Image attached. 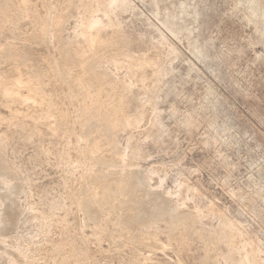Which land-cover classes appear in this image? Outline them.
<instances>
[{"label":"rangeland","instance_id":"1","mask_svg":"<svg viewBox=\"0 0 264 264\" xmlns=\"http://www.w3.org/2000/svg\"><path fill=\"white\" fill-rule=\"evenodd\" d=\"M24 2L47 25L55 16L65 22L53 37L46 32L43 37L32 27L33 13L13 25V15L1 14L6 18L0 23V91L16 78L27 87L40 83L44 100L34 109L50 101L56 113L51 120L60 121L68 134L52 137L39 122L33 131L29 118L24 131H12L15 120H10L24 108L9 109L0 100L6 119L0 135L9 141L0 151V222L11 217L12 223L0 224V252L18 258L19 249L31 264H48L50 257L54 264H76L78 258L83 264H247V252L256 256L254 264H264V0H116L109 17L101 13L107 0ZM90 14L103 15L105 30L79 36ZM9 27L25 41L14 43L19 56L6 60L1 57L13 43ZM90 40L96 45L88 50ZM70 42L76 53L68 51L62 60L59 48ZM72 55L87 65L98 55L115 56L117 63L103 61L90 74L72 63ZM133 61L147 66L129 72ZM149 63L160 66L158 75ZM102 75L112 77L114 88ZM98 99L99 111L92 117L83 113ZM111 106L135 127L107 139L98 131V118ZM42 117L45 113L35 120ZM90 149L92 162L99 160L98 178L68 174L59 162L68 154L67 166L73 168ZM117 156L124 167L102 164ZM104 180L111 186L107 193ZM117 188L126 190L130 208L116 206ZM79 199L82 211L73 206ZM190 214H197L195 228L202 234L186 225L168 231L171 222ZM36 215L45 220L35 221ZM64 215L66 227L58 223ZM227 222L232 241L223 235ZM0 264L8 262L0 258Z\"/></svg>","mask_w":264,"mask_h":264},{"label":"bare ground","instance_id":"2","mask_svg":"<svg viewBox=\"0 0 264 264\" xmlns=\"http://www.w3.org/2000/svg\"><path fill=\"white\" fill-rule=\"evenodd\" d=\"M98 1V0H97ZM116 0H107V4H106V6L105 7H103V11L101 12V13H103V15H104V17H109V8H110V6L115 2ZM98 3V2H97ZM23 4H25V2H24V0H0V11H1V13H0V23H1V19L2 18H6V17H2V13H4L3 14V16H7V15H9V14H11V15H13L14 17H15V19H14V21H12L11 22V25H13L14 23H18V22H20V20L22 19L23 20V17L25 16V15H27L28 16V13L27 12H29V14L30 13H33L34 15L32 16L31 14V16H32V18H33V24H34V26H32V27H35L36 28V31L41 35V36H43V37H45L44 36V34H45V32L46 33H48L49 34V36L51 37H53V35L56 33V32H60L61 31V28H62V26H63V24H64V22H65V18H57L56 16V18L55 17H53V19L52 20H50L51 22L49 23V25H47V24H45V23H43V21L42 20H40L39 19V17L34 13V9H32V10H34V11H32V10H30L29 8H25V7H23ZM28 5V4H27ZM35 5H37V4H35ZM34 5V6H35ZM84 9H86V6L84 5ZM52 13V12H51ZM56 14V13H55ZM54 14H52V16H53ZM103 15H102V17H99V16H95V15H93V14H90V15H87L84 19H83V21H82V23H81V33H80V35L79 36H85L84 35V33H86V32H88V31H91V30H93L94 32H96V34L97 35H99V34H101L102 33V31H103V29H104V22L102 21V18H103ZM13 16H11V18H13ZM48 16V15H47ZM51 16V15H50ZM10 18V19H11ZM26 18V17H25ZM4 19L2 20V21H4ZM43 19V18H42ZM106 19V18H105ZM12 20V19H11ZM47 20V19H46ZM107 20H108V18H107ZM110 20V19H109ZM7 21V20H6ZM22 22V21H21ZM47 22V21H46ZM107 22V21H106ZM111 24H112V22L111 21H109ZM109 22H107V23H109ZM5 23V22H4ZM107 23H105V24H107ZM20 24V23H19ZM110 24V25H111ZM0 25H2V24H0ZM110 25H108V26H110ZM3 26V25H2ZM111 27V26H110ZM3 28V27H2ZM106 28H107V26H106ZM17 30V29H16ZM105 30V29H104ZM20 32V31H19ZM33 32V31H32ZM2 31H1V34L0 35H2ZM8 33V32H7ZM37 33V34H38ZM8 35H9V39H10V41H13V43L11 44L10 43V45L7 47V49H6V52L4 53V55L1 57V59H6V60H9V59H11V58H15V57H17V56H19V50H18V48H17V45L15 46V42L16 41H19V42H24L25 40L24 39H22L21 37H19L18 36V34H16L15 32H14V30H11L10 29V27H9V33H8ZM7 35V36H8ZM57 35V34H56ZM55 35V36H56ZM3 36H6V34H3ZM6 36V37H7ZM24 36V35H23ZM48 36V35H47ZM25 37V36H24ZM8 38V37H7ZM26 38V37H25ZM42 38V37H41ZM27 39V38H26ZM43 39H45V38H43ZM28 40V39H27ZM87 43H88V45H87V48H88V50L90 49H93V47L96 45L95 43H94V41H92V40H90V41H87ZM75 42H70V43H68V44H66V45H62L60 48H59V52H60V57H61V59L63 60V58H65L64 57V55H65V53L66 52H68V51H74L73 49L75 48ZM101 46V45H100ZM96 48V47H95ZM77 49V48H76ZM81 50V49H80ZM88 50H86V51H88ZM79 51V50H78ZM83 51V50H82ZM82 51H81V53H82ZM99 51V50H98ZM75 52V51H74ZM72 53V54H75V53ZM96 52V51H95ZM101 52V51H100ZM1 53V52H0ZM69 53V52H68ZM85 53V52H84ZM89 53V52H88ZM107 53V52H106ZM70 54V53H69ZM90 54V53H89ZM92 54V53H91ZM81 55V54H80ZM80 55H77V56H80ZM85 55V54H84ZM95 55V54H94ZM100 55V54H99ZM99 55H98V58L97 57H95L94 59H93V61H92V59H91V64L90 65H87L86 63H89V62H87L86 61V63H84V62H81V61H79L78 59H77V57L74 55H72L73 57H72V59H71V61H72V63H75L74 65L75 66H78V68H80V70L81 71H87V73H90V74H94L96 71H95V66L96 65H98L99 63H101V62H103V61H106V62H110V63H117V61H115L114 60V58H115V56H114V58L113 59H107V60H103L102 58H99ZM103 55V54H102ZM71 56V55H70ZM82 57H83V55H81ZM92 56V55H91ZM105 56V55H104ZM88 57V56H87ZM69 58V57H68ZM86 58V57H85ZM105 58V57H104ZM80 59H82V58H80ZM89 59V58H88ZM45 60H46V62H49L50 61V59L48 58V57H45ZM61 60V61H62ZM60 61V60H59ZM60 61V62H61ZM69 61H70V59H69ZM70 61V62H71ZM146 62V61H145ZM52 64H53V66L54 67H56L57 66V63H59L58 61H53V62H51ZM71 64V63H70ZM77 64V65H76ZM81 64H82V66H81ZM147 64V63H146ZM146 64H143L142 65V61H133V62H131L130 64H128L127 65V70H129V72H137L138 70H140L141 68H144L145 66H147ZM59 66H60V64H58ZM81 66V67H80ZM149 66L153 69V71H154V73L155 74H159V65L158 64H155V63H149ZM57 70V69H56ZM102 77L104 78V79H106L108 82H109V84H110V86H112L113 88H114V86H113V84H114V81H113V79H112V77L111 76H107V75H102ZM84 79V78H83ZM115 79V78H114ZM116 81V80H115ZM57 83H58V81H57ZM117 83V82H116ZM116 83H115V85H116ZM56 85V84H55ZM80 85V84H79ZM82 85V84H81ZM42 86L43 85H41L40 83L39 84H37V85H35L34 87H27V85H25L20 79H18V78H16L14 81H12L11 83H10V85L8 86V87H6L2 92L0 91V100L3 102V105H5L7 108H9V109H13L12 108V106L13 105H18L19 107H23L24 108V111H21L20 113H19V115H18V119H13V120H10V121H14L15 120V122L13 123L12 122V124H14V128L13 127H11L13 130L12 131H24V129H25V124H24V121H26L25 119H30L31 121H33L32 122V124H31V129L33 130V131H37V129H36V126H38V124H37V122H39V124H41V125H45V126H47V127H44V129L45 128H48V130H47V132L49 131V133L48 134H50L51 133V135H52V137L54 136V135H56L57 134V132H59L58 134H61L60 132H63L64 134H68V131H66L65 130V128H64V126L62 125V123L60 122V121H58V120H54V121H52L51 119H53V117L55 118L56 116V113L52 110V107H53V105H52V107H51V104L49 103V102H45V106H44V108H42V106L40 105V107H38L37 109H34L35 107V104L37 103H40L41 102V100H44V99H42V97H43V94H45L44 92H43V89H42ZM24 90H28V91H31L34 95H32V94H30V93H26V92H24ZM48 95V94H47ZM96 95V94H95ZM44 96H46V95H44ZM49 96V95H48ZM98 96V95H97ZM94 97V96H93ZM45 99H48V97L47 98H45ZM48 101V100H47ZM52 101V100H51ZM109 101H111V99L109 100ZM41 104V103H40ZM53 104V103H52ZM87 104V103H86ZM86 104H83V105H86ZM101 103L99 102V99L96 101V104H95V107H94V109L93 110H91V111H88V112H85L84 110V112L83 113H86L87 114V116L89 115V116H93L94 115V113L95 112H97V111H99L100 110V105ZM82 105V106H83ZM38 106V105H37ZM15 107V106H14ZM89 108V107H88ZM110 108V107H109ZM108 108V109H109ZM55 109V108H54ZM83 109V108H82ZM15 111H16V108L14 109ZM90 110V109H89ZM108 111V110H107ZM42 113H45V117L43 118H40L38 121H36L35 119H36V117H40V115L42 114ZM107 113V112H106ZM102 116V115H101ZM6 121V119H2L1 118V116H0V126H1V124H3L4 122ZM9 121V120H8ZM7 121V122H8ZM30 121V122H31ZM8 124H10V123H8ZM26 124H28V123H26ZM30 124V123H29ZM27 127L29 126V125H26ZM135 127V123L133 122V121H131L130 119H124V120H121V119H119L118 117H117V115H116V112H115V110H114V108H113V106H111V108H110V110L108 111V113L105 115V116H102V117H99L98 118V128H99V132H100V134L102 135V136H104L105 138H110L113 134H114V132L115 131H117V130H119V129H132L133 130V128ZM11 130V129H10ZM132 132V131H131ZM71 133H72V131H71ZM82 133V132H81ZM76 134V133H75ZM38 135V134H37ZM40 135V134H39ZM45 135H46V133H45ZM44 135V136H45ZM72 135H74L73 133H72ZM84 135V134H83ZM41 137H42V135H40ZM39 136V137H40ZM43 136V137H44ZM87 136V135H86ZM46 137V136H45ZM50 137V136H49ZM57 137H58V135H57ZM82 137V136H81ZM80 137V138H81ZM84 137V136H83ZM43 139V138H42ZM52 139V138H51ZM56 139V138H55ZM81 139H84V138H81ZM79 140V139H78ZM84 141H85V139H84ZM78 142H81L80 140L78 141ZM90 142V141H89ZM9 144V141H8V138H7V136L6 135H0V151L2 150V149H4L5 147H7V145ZM94 144H96V142L94 143ZM65 145V144H64ZM88 145V144H87ZM86 145V146H87ZM92 146V145H91ZM90 146V147H91ZM64 147V146H63ZM84 147V146H83ZM89 147V148H90ZM41 148V147H40ZM81 148V147H80ZM87 148V147H86ZM74 149V148H73ZM78 149V148H77ZM82 150H83V148H81ZM85 149V148H84ZM6 150V149H5ZM77 151V150H76ZM78 152H80L79 150H78ZM40 153L43 155H45V152L43 153V151H42V149H40ZM59 154V153H58ZM63 154V153H62ZM81 154H83V155H81V156H83V158H84V161L82 162V163H80L79 165H77V166H75V167H69V166H67V164L68 163H66V161L67 162H69L68 160H67V157H68V154H67V156H65V155H63L62 156V158L60 157L59 158V162H62V166L64 167V169H66L67 170V172H68V174H72V172L73 171H77L78 173H79V177L80 178H84V177H88V179H90V177H93V176H98V173H99V171L97 170V166H96V164H98L99 163V160H98V163L96 162V163H94V162H92L93 161V156L95 155V154H92L91 153V149L90 150H88V151H82L81 152ZM1 155V154H0ZM2 156H3V154H2ZM4 156H6V155H4ZM61 156V155H60ZM59 157V156H58ZM6 158V157H5ZM68 159H69V157H68ZM4 160L5 159H3V162H4ZM105 160V159H104ZM96 161H97V159H96ZM101 161V160H100ZM0 163H2V162H0ZM90 163H93L92 165L90 164ZM110 164V163H114V164H118V165H121V166H123L124 167V159H123V157H121V156H117L116 158H114V159H112V160H110V161H106L105 160V162H103L102 164ZM57 164H59V163H57ZM102 164H99V165H102ZM71 166V165H70ZM5 167H7V165L5 166ZM99 167V166H98ZM6 169V168H5ZM5 171V170H4ZM8 172V171H7ZM9 173V172H8ZM65 173V175H66V171L64 172ZM74 174V173H73ZM100 174V173H99ZM9 175V174H8ZM11 176V175H10ZM144 176V175H143ZM13 177V176H12ZM79 178V179H80ZM98 178V177H97ZM125 178V177H124ZM144 178H147L146 177V175H145V177ZM85 179V178H84ZM126 179V178H125ZM148 179V178H147ZM146 179V180H147ZM94 180H95V178H94ZM129 180V179H128ZM145 180V179H144ZM80 181V180H79ZM105 181V180H104ZM132 181V180H131ZM133 182V181H132ZM109 184V183H108ZM107 184V182L105 181V183H104V185H103V191L105 192V193H107V192H109V190H110V187H109V185ZM135 184V183H134ZM131 185V184H130ZM125 186V185H124ZM126 186H128V185H126ZM142 186H144V185H142ZM136 187V186H135ZM130 188H134V186L132 187V185L131 186H129L128 187V189H130ZM138 188V187H137ZM118 189V188H117ZM127 189V190H128ZM114 190V189H113ZM135 190V189H134ZM124 191H126L124 188H119L118 190H117V195L119 196V200H118V202H117V204H116V206L117 207H119V208H125V207H128L127 206V202H128V200L130 199L129 197H127V195H125V193H124ZM129 191V190H128ZM132 191V190H131ZM138 191V190H137ZM110 192H112V191H110ZM147 192V191H146ZM92 194H93V191L91 192ZM90 193V194H91ZM96 193L94 192V194L93 195H95ZM130 194V193H129ZM134 194H135V191H134ZM146 194V193H145ZM154 194L155 193H153V195H152V193L151 194H149L148 195V197H153L154 198ZM147 195V194H146ZM145 195V196H146ZM130 196V195H129ZM91 197H92V195H91ZM93 197H95V196H93ZM97 197V196H96ZM159 197H157V199H158ZM165 198H167V197H165ZM81 199V198H80ZM80 199L79 200H75V201H73V206L76 208V209H78L79 211H82V210H84L83 209V203L80 201ZM94 199V198H93ZM132 199V198H131ZM162 199H164V198H162ZM161 199V200H162ZM99 200V199H98ZM170 200V199H169ZM169 200H168V203H169ZM101 201V200H100ZM155 201H156V199H155ZM163 203V202H162ZM166 203V202H165ZM167 203V204H168ZM166 204V205H167ZM7 205V204H6ZM5 206V205H4ZM9 206V205H8ZM12 206V205H11ZM159 206L160 205H156L155 207L157 208H159ZM154 207V208H155ZM162 207V206H161ZM168 207V206H167ZM128 208H130V207H128ZM11 209V208H10ZM5 210V209H4ZM7 210V209H6ZM5 210V211H6ZM15 210V209H14ZM159 211V210H158ZM157 211V212H158ZM168 211V210H167ZM167 211H166V213H167ZM170 211V210H169ZM168 211V212H169ZM8 212V211H7ZM10 212V211H9ZM162 212V211H161ZM165 212V211H164ZM5 213V212H4ZM12 213H14V212H12ZM41 213V212H40ZM163 213V212H162ZM176 213V212H175ZM36 214V213H35ZM38 214V213H37ZM164 214V213H163ZM177 214V213H176ZM179 214V213H178ZM182 214V213H181ZM6 214H4V216H5ZM15 215V214H14ZM197 215V214H196ZM196 215H194V214H190V216H188V217H185V218H182V219H176V221L175 222H171V224H170V226H169V228H168V231L169 232H173V231H175L177 228H178V226H183V225H186V226H188V227H190L191 229H193L194 231H196L197 233H199V234H202L203 232L202 231H198L196 228H195V226H196ZM182 216V215H181ZM177 217H178V215H177ZM11 218V217H10ZM10 218L9 217H6V218H4L1 222H0V224H3V226H6V227H9L10 225L9 224H12V223H9L10 222ZM42 218H44V217H42V215H36V216H34L33 217V219H35V221L36 220H40V219H42ZM46 218V217H45ZM222 218V217H221ZM221 218H219L218 217V219H219V223L220 224H222L223 223V219H221ZM16 219V218H15ZM52 219V218H51ZM43 220H45V219H42V221ZM49 220V219H48ZM41 221V222H42ZM50 221V220H49ZM52 221V220H51ZM13 222V221H12ZM32 222H34V220L32 221ZM40 222V221H39ZM53 222V221H52ZM55 222V221H54ZM225 222V221H224ZM37 223V222H36ZM58 223H59V225H61V226H63V227H66L67 226V217H66V215H64L63 216V218H59L58 219ZM57 223V224H58ZM50 224V223H49ZM48 224V225H49ZM37 225V224H36ZM225 225V224H224ZM226 226V227H225ZM224 227H225V229L223 230V228H222V230L224 231V236L225 237H227L228 236V238L227 239H230L231 240V238H229V234L230 233H232L231 232V227H232V225H230V224H228V222H227V224L225 225ZM5 227V228H6ZM4 228V229H5ZM37 231H36V235H40V234H42V232H43V228H42V226H40V225H38L37 226ZM45 229H47V228H45ZM6 230V229H5ZM219 231V230H218ZM234 231V230H233ZM222 232V231H221ZM235 232V231H234ZM236 233H239V231H237ZM10 234V233H9ZM136 235V234H135ZM139 235V234H138ZM141 235V234H140ZM209 235V234H208ZM234 235H236V234H234ZM46 236V235H45ZM231 237H232V235H230ZM238 236H239V234H238ZM237 236V237H238ZM132 237V236H131ZM225 237H224V239H225ZM214 238V237H213ZM234 238V237H233ZM29 239V238H28ZM33 239V238H32ZM32 239H30V240H32ZM204 239L205 240H209L213 245H214V243H213V241H211V239L209 238V237H204ZM226 240V239H225ZM2 241H3V239H2ZM1 240H0V243L2 242ZM27 241V240H26ZM229 241V240H228ZM232 241V240H231ZM234 241V240H233ZM221 242V241H220ZM3 243H4V241H3ZM32 243V242H31ZM226 243V242H225ZM229 244L231 243V242H228ZM217 244V243H216ZM219 244V243H218ZM229 244L228 245H226V246H229ZM3 245V244H2ZM1 245V246H2ZM31 245H33V244H31ZM223 245V244H222ZM215 246V245H214ZM219 246H221L220 244H219ZM56 247V246H55ZM7 248V247H6ZM245 248H246V246H242V249L245 251ZM2 249H3V247H2ZM15 249H16V247H15ZM27 249V248H26ZM230 249V248H229ZM6 250V249H5ZM3 251V252H0V258H5L6 260H7V262H8V264H31L32 262L30 261V260H28V258L25 256V254H24V252H21V251H19V249L18 250H16V255H17V257L18 258H15L14 256H10L8 253H6V251ZM12 250V249H11ZM23 250H24V248H23ZM36 250V249H35ZM51 250L53 251V249L51 248ZM56 250H58V248L56 249ZM62 250V249H61ZM233 250H234V247H233ZM257 250V249H256ZM86 251V250H85ZM85 251H83V253L85 252ZM231 251H232V249H231ZM255 251V250H254ZM15 252V251H14ZM30 252V251H29ZM34 252L35 251H33L32 253L34 254ZM88 252V251H87ZM233 252V251H232ZM246 252V251H245ZM257 253H259V251H256ZM10 253V252H9ZM27 253V252H26ZM228 253V252H227ZM229 253H231V252H229ZM247 253V252H246ZM245 253V255H244V261L247 263V264H254V259H255V255L254 256H249L248 254H246ZM249 253V252H248ZM252 253V252H251ZM38 254V253H37ZM54 254V253H53ZM52 254V255H53ZM82 254V253H81ZM86 254V253H85ZM250 254V253H249ZM56 255V254H55ZM58 255V254H57ZM232 255V254H231ZM86 256V255H85ZM34 257H35V255H34ZM68 257V256H67ZM66 257V258H67ZM70 257V256H69ZM68 257V258H69ZM78 257V256H77ZM77 257H76V259H77ZM131 257V256H130ZM65 258V257H64ZM82 258V257H81ZM135 258V257H134ZM133 258V259H134ZM225 258H227V259H230V255L229 254H226L225 255ZM16 259H18V261L16 260ZM22 259H24V263H23V260ZM59 259H61L60 257H59ZM34 260V259H33ZM35 260H36V258H35ZM56 260V259H55ZM72 260H73V258H72ZM147 260H148V258H147ZM66 261V260H65ZM68 261V260H67ZM70 261H71V259H70ZM132 261V260H131ZM233 261H235V262H237V263H241L242 261H236V260H233ZM34 262V261H33ZM36 262V261H35ZM69 262V261H68ZM76 264H83V260L82 259H77L76 261H74ZM48 264H54V261H53V257H50V260H49V262H47ZM65 262H63V264H64ZM67 263V262H66ZM234 263V262H233ZM233 263H231V264H233ZM68 264V263H67ZM70 264V263H69ZM71 264H73V263H71Z\"/></svg>","mask_w":264,"mask_h":264}]
</instances>
